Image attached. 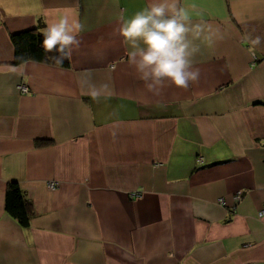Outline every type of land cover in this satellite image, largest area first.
I'll use <instances>...</instances> for the list:
<instances>
[{"label":"crops","instance_id":"obj_1","mask_svg":"<svg viewBox=\"0 0 264 264\" xmlns=\"http://www.w3.org/2000/svg\"><path fill=\"white\" fill-rule=\"evenodd\" d=\"M146 2L0 0V264H264V0H180L199 76L159 92L119 35ZM61 16L68 66L13 63L11 34Z\"/></svg>","mask_w":264,"mask_h":264},{"label":"clouds","instance_id":"obj_2","mask_svg":"<svg viewBox=\"0 0 264 264\" xmlns=\"http://www.w3.org/2000/svg\"><path fill=\"white\" fill-rule=\"evenodd\" d=\"M77 29L81 25L75 26ZM199 25H192L188 8L180 0H147L146 5L130 16L121 14L119 35L129 45L127 56L146 82V87L159 92L165 82L187 88L190 81L199 76V69L192 66L191 56L195 48L188 34ZM41 46L45 52L53 49L59 53L54 57L57 64L79 47L80 40L68 18L61 16L42 31Z\"/></svg>","mask_w":264,"mask_h":264},{"label":"trees","instance_id":"obj_3","mask_svg":"<svg viewBox=\"0 0 264 264\" xmlns=\"http://www.w3.org/2000/svg\"><path fill=\"white\" fill-rule=\"evenodd\" d=\"M40 23L39 28L23 30L10 35L13 44V63H20L26 60L44 61L54 65L66 67L69 65L68 57L63 59L61 64L55 62L54 57L59 53L53 49L51 52H45L41 46L43 39ZM46 140H36V145L46 144ZM4 209L7 214L14 218L19 225L27 227L32 216L31 203L23 189L17 181L12 180L6 183L4 194Z\"/></svg>","mask_w":264,"mask_h":264},{"label":"built area","instance_id":"obj_4","mask_svg":"<svg viewBox=\"0 0 264 264\" xmlns=\"http://www.w3.org/2000/svg\"><path fill=\"white\" fill-rule=\"evenodd\" d=\"M19 89H20L21 91H23V92L28 91V88H27L25 85H19ZM48 185H49V187H53L54 182L49 181ZM239 197H240V193L237 192V193L234 195V199L237 200ZM219 200H221V199H219ZM263 213H264V207H262V208L258 211V215H262Z\"/></svg>","mask_w":264,"mask_h":264}]
</instances>
